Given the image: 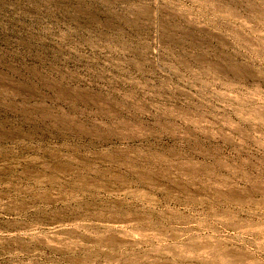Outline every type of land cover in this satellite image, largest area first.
Segmentation results:
<instances>
[{
    "label": "rangeland",
    "instance_id": "1",
    "mask_svg": "<svg viewBox=\"0 0 264 264\" xmlns=\"http://www.w3.org/2000/svg\"><path fill=\"white\" fill-rule=\"evenodd\" d=\"M0 264H264V0H0Z\"/></svg>",
    "mask_w": 264,
    "mask_h": 264
}]
</instances>
